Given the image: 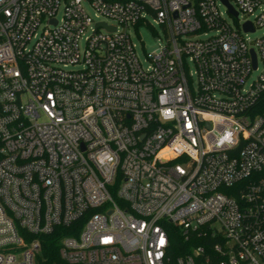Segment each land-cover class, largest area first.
<instances>
[{
	"label": "built area",
	"instance_id": "built-area-1",
	"mask_svg": "<svg viewBox=\"0 0 264 264\" xmlns=\"http://www.w3.org/2000/svg\"><path fill=\"white\" fill-rule=\"evenodd\" d=\"M262 28L264 0H0V264H264Z\"/></svg>",
	"mask_w": 264,
	"mask_h": 264
},
{
	"label": "trees",
	"instance_id": "trees-1",
	"mask_svg": "<svg viewBox=\"0 0 264 264\" xmlns=\"http://www.w3.org/2000/svg\"><path fill=\"white\" fill-rule=\"evenodd\" d=\"M168 237V256L170 259L184 256L190 252V250L197 246H203L205 239L198 238L195 235L184 240L179 230L170 225H165ZM66 232L63 230L55 231L54 233L40 238L41 250L43 256L50 257L47 259L48 262L55 260V249L57 246L58 239L65 235Z\"/></svg>",
	"mask_w": 264,
	"mask_h": 264
},
{
	"label": "rangeland",
	"instance_id": "rangeland-1",
	"mask_svg": "<svg viewBox=\"0 0 264 264\" xmlns=\"http://www.w3.org/2000/svg\"><path fill=\"white\" fill-rule=\"evenodd\" d=\"M82 6L89 15H92L86 5L83 4ZM147 20L152 28L141 26L137 29V33L135 35L132 34L130 36L131 42L135 46V52L140 60L143 59L144 54H152L156 52L159 43L158 38L156 36V34H160L159 27L152 24L150 18H147ZM262 34H264V28L257 29L254 33L248 35V38L250 40H253L261 36ZM254 75L255 74H252V77Z\"/></svg>",
	"mask_w": 264,
	"mask_h": 264
},
{
	"label": "water",
	"instance_id": "water-1",
	"mask_svg": "<svg viewBox=\"0 0 264 264\" xmlns=\"http://www.w3.org/2000/svg\"><path fill=\"white\" fill-rule=\"evenodd\" d=\"M228 8H229V7H228ZM229 11H230V8H229ZM231 13H232V12H231ZM232 14H233V16H234V13H232ZM96 27H98V25H97ZM243 31H250L248 25L243 26ZM252 59H253V58H252ZM252 66L254 67V62H252Z\"/></svg>",
	"mask_w": 264,
	"mask_h": 264
}]
</instances>
